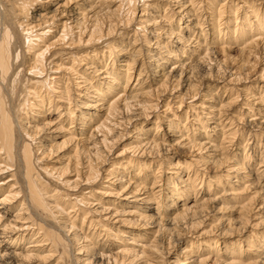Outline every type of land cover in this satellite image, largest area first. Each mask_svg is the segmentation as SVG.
<instances>
[{
	"label": "bare ground",
	"instance_id": "obj_1",
	"mask_svg": "<svg viewBox=\"0 0 264 264\" xmlns=\"http://www.w3.org/2000/svg\"><path fill=\"white\" fill-rule=\"evenodd\" d=\"M259 58L264 0H0V264H264Z\"/></svg>",
	"mask_w": 264,
	"mask_h": 264
},
{
	"label": "rangeland",
	"instance_id": "obj_2",
	"mask_svg": "<svg viewBox=\"0 0 264 264\" xmlns=\"http://www.w3.org/2000/svg\"><path fill=\"white\" fill-rule=\"evenodd\" d=\"M235 54L236 52L235 51H233L232 50V52H231V54ZM222 55L221 54H218V57L220 58ZM218 57H217V59H218ZM236 57H237V55H236ZM238 60V57L235 59V57H233V59L231 60V59H229V60H227V62L229 63H227L230 67H228L227 65H226V63H225V66L227 67V69H230L231 67H232V65L233 66H238V63L236 62ZM229 61H232V62H229ZM231 64V65H230ZM240 65V64H239ZM256 65V66H255ZM255 65H254V67L256 68V70H253V69H255V68H253L252 70H250V72L252 73H255V74H251V73H248L249 75H245L244 74V72L243 71H241V72H243L242 73V75H241V78L242 79H240V82L239 83H237L236 81H233V82H231V84H229L228 86H234V88H235V86H236V88H238L239 87V89H241L242 87H249V86H251V87H254V85L256 84V83H258L259 82V80L257 79V75H259V71L261 70L260 68H263L264 67V60L261 58H259L258 60H257V62L255 63ZM262 67H261V66ZM258 72V73H257ZM245 75V76H244ZM249 76V77H248ZM245 77H247V78H249V80L247 79V78H245ZM254 78V79H253ZM245 79H247V81H245ZM209 79H207V77H202L201 78V82H200V84L202 85L201 87H200V89H198V95L196 96L197 98H196V100L194 101H192L190 98H187V97H184V101H185V103L183 104V109H185V108H187V106H188V104H189V102L190 103H193V104H195V103H197V104H199L198 102H200L201 100H199V98L200 97H204L202 94H205V92L207 91V89H209V88H211L212 86L214 87V86H216L217 84H219L218 85V87L216 88V92H214L213 93V95H216V93H221L222 92V89L220 88L221 86V84H222V82H220V80H215V81H210ZM203 82V83H202ZM205 82V83H204ZM215 82V83H214ZM255 83V84H254ZM201 91V92H200ZM233 91H235L234 89H233ZM203 92V93H202ZM201 93V94H200ZM241 94L242 93H244V92H240ZM239 93V96H237V97H234L235 96V94H233V96L232 97H234L233 98V100L230 102V104L232 103V106H230V105H227V106H229V107H226L225 106V108L223 107L221 110H223V112L224 113H226V114H228V116H230L231 115V117H233V119H234V117H235V119H238V117H237V115H239V117L240 116H242L241 117V119L242 120H240L242 123H243V128L244 129H246L247 130V128H246V125L250 122V119L252 118V116H248V115H245V114H243V112L244 111H246L245 110V108H247V105H245V104H243V103H250V101L249 102H247V100H245L244 98H248L247 96H245L244 94L243 95H241ZM241 96V97H240ZM163 97V96H162ZM165 97H166V95H165ZM216 97V96H215ZM222 99H223V97L225 98V94L224 93H222ZM237 100H236V99ZM244 99V100H243ZM250 98H248V100H249ZM251 100V99H250ZM167 101V100H166ZM227 100L225 99V101L224 102H226ZM235 101H237V102H235ZM163 102H165V101H163V99L162 100H160L159 101V106H158V108H155L154 107V110H153V112H152V119L151 120H148L147 122L145 121V123H150V122H152L153 120H154V118H155V116L156 115H158L164 108H165V106L164 105H162V104H164ZM175 102V103H174ZM177 100L176 99H173L172 100V104H171V107H173L170 111H172V110H175V108L177 107L176 105H178L177 104ZM187 102H188V104H187ZM206 102V105H208L207 103H208V101H205ZM219 106H217L216 107V110H217V108H218ZM157 109V110H156ZM197 110H201L200 108H196ZM204 111H207V108L205 109L204 108ZM156 114V115H155ZM242 114V115H241ZM257 120H259V118L257 119ZM139 120H137V121H135V123L136 122H138ZM162 121V120H161ZM131 125L129 124V127H130ZM130 128H132V127H130ZM127 129H129V128H127ZM127 138V137H126ZM126 138L123 140V142H121V145H123V146H119L118 148V151H121V149L124 147V144L127 142V140H126ZM247 138H248V136L246 135L245 136V138H244V141L242 142V145L244 144H246V142H247ZM250 138V137H249ZM252 141H253V137L252 138H250L249 139V141H248V149H249V147H251V145H252ZM252 148H251V150H249V153L251 154V155H253L254 153L252 152ZM259 150V149H258ZM262 150L263 149H260L259 151H257L256 153H257V156L259 157L260 155H259V153L260 152H262ZM258 161H259V159L257 160V162H255V163H253V164H255L254 165V167H253V170H256V168L259 166V163H258ZM264 163V162H263ZM264 166V165H263ZM262 166V168L261 169H264V167ZM164 170V169H163ZM169 171L171 170V168L170 169H168ZM168 170L166 171V172H168ZM213 173H206L205 174V177H206V175H212ZM252 176H254V175H252ZM260 185V183H258V181L257 180H255V185H254V187H253V185H252V189H250L249 191L250 192H252V190H254V189H256L258 186ZM249 191H247V195L248 194H250V192ZM258 195V194H257ZM219 204V205H218ZM151 205H154V204H151ZM217 205V207H215ZM220 205H224V203L223 202H220V203H217L216 202V204H214L213 205V208L212 207H210V209H211V211L212 212H210V214L206 217V219H205V223L204 222H202L201 224H200V226H198L197 228H195V229H193V231L192 232H188L185 236H186V240H188L189 238H192L193 236H196L197 234H199L200 232H202L201 230H203V229H205L206 228V230H209V229H212L211 231H213V230H215L214 232H216L217 230H220V228H221V226H222V224H224V218H226V217H228V216H230L232 213L231 212H229V210L228 209H220V211H218V212H216V210L215 209H218V207H220ZM214 211V212H213ZM149 212H151V211H149ZM153 212V211H152ZM257 212H255V210H254V212H252V215H253V217H259L260 215H257L256 214ZM213 214V215H212ZM218 214V215H217ZM256 214V215H255ZM264 215V214H263ZM210 216V217H209ZM220 216H223L222 218H220V221L218 222V221H214V219L216 218V217H220ZM264 217V216H263ZM224 219V220H223ZM211 220V221H210ZM213 220V221H212ZM250 222L251 221H253V223H250L249 222V230H248V233H249V231L251 232V231H253L254 229V232H261V230H264V220H263V222L257 227V226H254V223L257 221L256 219H255V222H254V218L253 219H251V220H249ZM213 224H212V223ZM221 225V226H218L219 224ZM251 224V225H250ZM205 226V227H204ZM208 226V227H207ZM214 226V227H213ZM218 226V227H217ZM211 227V228H210ZM220 227V228H219ZM218 228V229H217ZM254 228V229H253ZM252 229V230H251ZM200 230V232H198ZM259 230V231H258ZM210 231V232H211ZM198 232V233H197ZM210 232H208V234H211V235H208L207 237L205 236V237H203V238H210L212 235H214V232H213V234H212V232L210 233ZM220 232V231H219ZM191 233V234H190ZM218 233V232H217ZM196 234V235H195ZM245 237V236H244ZM181 246V248L183 247V244L182 245H180ZM180 246H178V245H174L173 246V248H172V250H171V252H178V251H180L181 250V248H180ZM177 247V248H176ZM177 250V251H176ZM164 257H166L167 259H169L170 258V256L169 255H167V254H165L164 255ZM169 257V258H168Z\"/></svg>",
	"mask_w": 264,
	"mask_h": 264
}]
</instances>
